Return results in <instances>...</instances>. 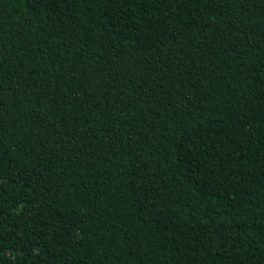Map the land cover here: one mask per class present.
<instances>
[{"label": "trees", "instance_id": "1", "mask_svg": "<svg viewBox=\"0 0 264 264\" xmlns=\"http://www.w3.org/2000/svg\"><path fill=\"white\" fill-rule=\"evenodd\" d=\"M0 264H264V0H0Z\"/></svg>", "mask_w": 264, "mask_h": 264}]
</instances>
